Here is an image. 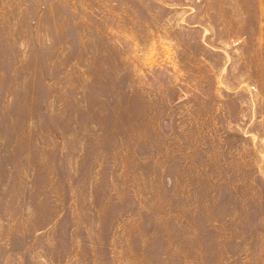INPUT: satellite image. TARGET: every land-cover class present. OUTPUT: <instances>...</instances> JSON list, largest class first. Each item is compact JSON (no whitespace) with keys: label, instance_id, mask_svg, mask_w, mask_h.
I'll return each instance as SVG.
<instances>
[{"label":"rangeland","instance_id":"rangeland-1","mask_svg":"<svg viewBox=\"0 0 264 264\" xmlns=\"http://www.w3.org/2000/svg\"><path fill=\"white\" fill-rule=\"evenodd\" d=\"M0 264H264V0H0Z\"/></svg>","mask_w":264,"mask_h":264}]
</instances>
